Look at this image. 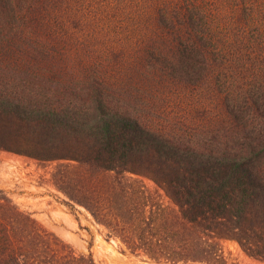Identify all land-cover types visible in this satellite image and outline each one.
<instances>
[{
	"label": "trees",
	"instance_id": "1",
	"mask_svg": "<svg viewBox=\"0 0 264 264\" xmlns=\"http://www.w3.org/2000/svg\"><path fill=\"white\" fill-rule=\"evenodd\" d=\"M0 151L152 264L264 262V0H0ZM0 264L97 262L0 190Z\"/></svg>",
	"mask_w": 264,
	"mask_h": 264
},
{
	"label": "rangeland",
	"instance_id": "2",
	"mask_svg": "<svg viewBox=\"0 0 264 264\" xmlns=\"http://www.w3.org/2000/svg\"><path fill=\"white\" fill-rule=\"evenodd\" d=\"M56 165L57 162L41 164L27 156L0 151V190L78 253H92L97 264H152L124 251L121 242L109 238L108 231L85 208L73 209L64 202L65 196L51 182ZM145 183L155 188L150 179L146 178ZM223 247L229 264H264L249 256L234 240H224Z\"/></svg>",
	"mask_w": 264,
	"mask_h": 264
}]
</instances>
